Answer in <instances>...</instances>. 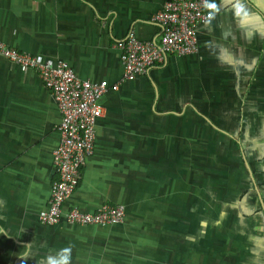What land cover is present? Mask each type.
<instances>
[{
	"label": "crops",
	"instance_id": "crops-1",
	"mask_svg": "<svg viewBox=\"0 0 264 264\" xmlns=\"http://www.w3.org/2000/svg\"><path fill=\"white\" fill-rule=\"evenodd\" d=\"M165 1L0 0V39L114 83L115 41H155ZM206 7L196 52L168 54L101 98L64 208L121 203L117 224L40 222L60 113L35 70L0 55V264H22L29 244L27 264L65 247L71 264H264V0Z\"/></svg>",
	"mask_w": 264,
	"mask_h": 264
},
{
	"label": "built area",
	"instance_id": "built-area-1",
	"mask_svg": "<svg viewBox=\"0 0 264 264\" xmlns=\"http://www.w3.org/2000/svg\"><path fill=\"white\" fill-rule=\"evenodd\" d=\"M206 6L207 0H166L153 15L159 27L155 41L141 39L132 31L117 39L114 45L119 50L123 74L114 83L80 78L63 61L43 60L0 39V55L23 69L35 70L60 113L55 126L58 141L52 150L55 178L50 184L47 206L39 214L41 223L55 224L64 219L72 225L106 226L122 222L125 207L121 203L105 202L93 211L64 208L80 179L85 159L93 152L96 120L103 113L101 98L108 88L117 89L122 81L147 74L168 54L196 52L197 27L212 15Z\"/></svg>",
	"mask_w": 264,
	"mask_h": 264
},
{
	"label": "clouds",
	"instance_id": "clouds-1",
	"mask_svg": "<svg viewBox=\"0 0 264 264\" xmlns=\"http://www.w3.org/2000/svg\"><path fill=\"white\" fill-rule=\"evenodd\" d=\"M243 12V7L238 5L236 8V15H240ZM27 250L20 255L22 264H27L28 259L31 257V244L24 246ZM71 252L70 247L60 249L55 255H49L43 259L40 264H71Z\"/></svg>",
	"mask_w": 264,
	"mask_h": 264
},
{
	"label": "rangeland",
	"instance_id": "rangeland-1",
	"mask_svg": "<svg viewBox=\"0 0 264 264\" xmlns=\"http://www.w3.org/2000/svg\"><path fill=\"white\" fill-rule=\"evenodd\" d=\"M211 163H213V162H209V164H211ZM209 166H212V165H209Z\"/></svg>",
	"mask_w": 264,
	"mask_h": 264
}]
</instances>
